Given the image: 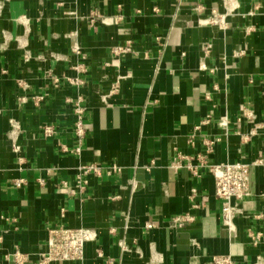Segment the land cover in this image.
<instances>
[{"label":"crops","instance_id":"obj_1","mask_svg":"<svg viewBox=\"0 0 264 264\" xmlns=\"http://www.w3.org/2000/svg\"><path fill=\"white\" fill-rule=\"evenodd\" d=\"M205 138L209 164L250 165L230 224ZM56 226L97 237L49 264H264V0H0V264L38 262Z\"/></svg>","mask_w":264,"mask_h":264},{"label":"built area","instance_id":"obj_2","mask_svg":"<svg viewBox=\"0 0 264 264\" xmlns=\"http://www.w3.org/2000/svg\"><path fill=\"white\" fill-rule=\"evenodd\" d=\"M100 20L102 23L106 22V19H101L99 15H96L92 21ZM222 19H219V22ZM131 51L130 45L125 48L114 49V54L120 55L122 53H127ZM72 84H80V80H68ZM55 85H59L60 81L55 80ZM116 89L113 91L115 92ZM76 113L78 114V119L76 122L77 134L81 137L84 135L83 131V115L84 110L77 105ZM208 123V121H205ZM46 134H50V129H47ZM199 136V127L196 129L195 133L191 135L188 143L192 146L195 145V141ZM203 146L205 148V154L199 155V160L201 167L207 168L209 174L214 178L215 181V196L222 203V219L224 223L230 224L237 216L239 212L238 202H241L250 195V165L245 163H221V164H209L207 161V156L213 150L216 143L212 139H203ZM191 158L178 153L174 157L173 167L175 169L182 167L184 161H186L185 167L194 175L195 177L200 176L198 167H195ZM119 171V169L115 170ZM90 173L100 175V169L96 165H89L81 167L79 175L77 177L78 184L77 189L83 190L84 185L87 181L83 179ZM194 195L192 196V198ZM234 201L235 204H234ZM194 222V218L189 215H183L177 217L173 220V223L178 228H183L188 224ZM97 235L95 231L87 228H68L65 226H56L48 230V249L45 253L40 255L38 262L33 264H49L51 262H67V261H82L85 255V247L88 243L95 241ZM248 237L254 247H258L264 244V233H255L251 230L248 231ZM15 262L17 264H24L27 258L22 256L19 252L13 255ZM215 264H236L229 256H218L213 259Z\"/></svg>","mask_w":264,"mask_h":264}]
</instances>
